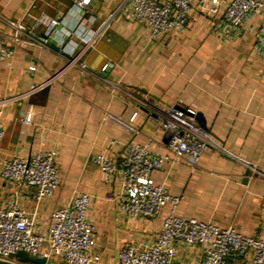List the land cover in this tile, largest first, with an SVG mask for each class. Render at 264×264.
<instances>
[{"label": "crops", "instance_id": "crops-1", "mask_svg": "<svg viewBox=\"0 0 264 264\" xmlns=\"http://www.w3.org/2000/svg\"><path fill=\"white\" fill-rule=\"evenodd\" d=\"M74 15L72 0H0V34L12 32L9 21L22 23L28 32L13 57L0 61V101L10 99L2 107L0 163L11 155L27 158L54 149L59 171L54 194L39 201L31 189L0 177V206L15 203L46 233L51 212L75 192H86L97 264H117L127 245H151L168 204L154 218L124 214L120 174L105 183L94 155L104 152L116 159L127 143L149 138L152 152L167 153L163 132L147 119L148 104L167 107L182 99V108L200 115L205 128L195 114H186L187 120L206 131L211 143L196 169L171 157L152 177L180 197L178 215L232 225L243 235L264 239L260 17L237 30L219 14L194 8L183 29L152 39L136 20L131 0H90L81 22L85 31L113 18L93 47L84 49L66 32ZM49 19L61 22L47 32ZM71 57L76 60L68 65ZM26 113L31 114L27 124L20 120ZM201 256L200 245L178 242L174 264H195ZM249 259L247 253L234 261L248 264Z\"/></svg>", "mask_w": 264, "mask_h": 264}, {"label": "built area", "instance_id": "built-area-1", "mask_svg": "<svg viewBox=\"0 0 264 264\" xmlns=\"http://www.w3.org/2000/svg\"><path fill=\"white\" fill-rule=\"evenodd\" d=\"M90 0H72L75 17L67 35L74 34L84 49L93 47L97 39L109 26L113 15L97 30L90 33L81 26L83 13ZM137 21L144 23L152 39L185 27L194 8L219 14L223 23L239 30L249 18L259 16L257 44L264 53V0H131ZM58 19H49L47 32L60 24ZM9 35L0 34V61L13 57L16 47L27 35L26 27L20 22L9 21ZM31 39L32 36H30ZM70 55V54H69ZM76 60L68 59V65ZM79 67L84 70L85 64ZM35 69V66H30ZM47 83L31 85L21 96L30 95ZM0 101V142L5 136L2 124ZM147 119L163 132L167 153L152 152L150 139L146 143H127L118 158L104 152L94 155V163L109 183L118 171L121 180L122 201L119 209L129 217H157L162 207L168 210L161 219L160 231L153 243L146 247L127 245L117 255V264H174L176 245L202 247L201 259L195 264H236L234 258L250 253L248 264H264V239L241 234L234 226L221 227L211 221L198 220L177 214L180 197L171 194L158 183L152 174L163 168L171 157L183 159L194 170L202 152L211 140L201 127L193 126L186 114L194 110L182 108V99L167 107L148 104ZM136 113L133 114V116ZM30 123L31 114L20 118ZM56 151L37 152L30 157L11 155L0 163V177L31 189L37 201L52 196L59 185V171L55 164ZM255 168L249 164V168ZM90 194L75 192L72 197L50 214L46 233H41L33 219L25 211L9 202L0 206V263L26 264L14 254L23 250L31 256L44 258L47 262L63 264H97L99 255L94 251L95 226L88 218Z\"/></svg>", "mask_w": 264, "mask_h": 264}, {"label": "water", "instance_id": "water-1", "mask_svg": "<svg viewBox=\"0 0 264 264\" xmlns=\"http://www.w3.org/2000/svg\"><path fill=\"white\" fill-rule=\"evenodd\" d=\"M190 115H192V114H190ZM195 118L198 121V124L201 127L205 128V123L203 122V119L201 118V116L198 115V114H195ZM14 258H17L20 261H23V262H25L27 264H54L52 262H47L44 258L31 256V255H29L27 252H25L23 250L17 251L14 254ZM0 264H2V263H0Z\"/></svg>", "mask_w": 264, "mask_h": 264}, {"label": "trees", "instance_id": "trees-1", "mask_svg": "<svg viewBox=\"0 0 264 264\" xmlns=\"http://www.w3.org/2000/svg\"><path fill=\"white\" fill-rule=\"evenodd\" d=\"M23 262V261H22ZM25 263V262H24ZM27 264V263H26Z\"/></svg>", "mask_w": 264, "mask_h": 264}, {"label": "rangeland", "instance_id": "rangeland-1", "mask_svg": "<svg viewBox=\"0 0 264 264\" xmlns=\"http://www.w3.org/2000/svg\"><path fill=\"white\" fill-rule=\"evenodd\" d=\"M52 263H54V262H52Z\"/></svg>", "mask_w": 264, "mask_h": 264}]
</instances>
